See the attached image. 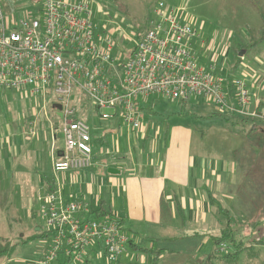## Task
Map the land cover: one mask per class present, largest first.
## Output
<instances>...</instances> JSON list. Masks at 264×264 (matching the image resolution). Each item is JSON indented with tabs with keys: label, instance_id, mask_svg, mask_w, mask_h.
Returning a JSON list of instances; mask_svg holds the SVG:
<instances>
[{
	"label": "built area",
	"instance_id": "obj_1",
	"mask_svg": "<svg viewBox=\"0 0 264 264\" xmlns=\"http://www.w3.org/2000/svg\"><path fill=\"white\" fill-rule=\"evenodd\" d=\"M24 1L0 0V91L37 94L45 116L50 103L59 118L55 133L61 132L63 140L61 156L52 160L54 174L87 168L92 160L91 126L78 116L74 89L94 103L102 118L114 116L131 131L141 126L137 98L151 94L179 100L201 95L221 110L246 113L245 80L225 78L213 63L197 61L190 42L197 32L183 22L182 8L160 1L150 27L123 58L112 52L111 37L97 31L88 2L27 0L36 6L34 14ZM28 124L35 128L34 120ZM87 210L86 202H64L56 190L46 194L41 213L52 231V245L40 264H49L58 253L83 264L92 248H100L107 263L118 260L128 240L119 219L111 214L84 217ZM225 248L220 241L217 251Z\"/></svg>",
	"mask_w": 264,
	"mask_h": 264
},
{
	"label": "rangeland",
	"instance_id": "obj_2",
	"mask_svg": "<svg viewBox=\"0 0 264 264\" xmlns=\"http://www.w3.org/2000/svg\"><path fill=\"white\" fill-rule=\"evenodd\" d=\"M160 1L169 7L182 8L183 22L186 21L200 34L202 32L203 35H211L208 48L215 55L219 52H216L219 44L215 43L217 39H214V36L219 32L227 38V49L232 57L235 56L236 58V54L239 55L240 52H243V56L244 51L248 55L254 54L252 49L241 48L237 51V48L249 40L244 38L246 34L247 36L249 34L250 36H260L264 25V0H93L92 20L97 26L98 32H104L113 40L112 52L119 53L121 57L126 58L141 34L150 27V22L154 18L153 9L157 7ZM24 2L27 3V0ZM24 8L34 14L36 13V6L27 3ZM260 12L262 13L261 17L259 16ZM262 39L264 40V38ZM230 46L233 49H230ZM258 46L262 47L264 44L261 43ZM224 60L228 64L231 63L227 57H224ZM246 63L244 60L240 61L241 66H246ZM235 71V73H229V75L232 74L229 79L243 78L246 82L249 81V75L239 73L238 69ZM160 96L162 95L155 97L159 100L158 103L168 106L171 99ZM142 98L148 99V103L145 104V108L140 107V122L143 121L145 125L150 123L152 126L162 124L163 120L167 118V109L152 105L153 97L151 95L139 96L137 100ZM250 98L249 89V100H251ZM187 99L189 101L180 104L187 106L186 109L190 110L187 112L183 110L181 114H177L178 116H170V119L177 121L180 118L198 121V124L191 123L192 129L196 128L200 133L202 128L203 138L200 140L198 135H194V141L198 140V145L196 146L193 142V151H199L202 159H213L220 162L227 159L228 162L232 161L233 165L237 162L236 166L230 165L229 172L236 170L232 179L233 184L229 187L230 190H233L235 185L237 186L239 183L238 189H248L251 185L254 187L263 181L264 175L255 170L258 167L257 161L260 155L264 154V114L259 120L256 117L248 116V113L241 114L236 112V109L225 111L217 106L218 113L215 111L206 113L201 109L203 104L208 107L215 106L208 97L191 95ZM72 101L78 105L79 117L90 124L99 120L108 129L107 136L116 138V141H120V143L121 141L124 142L123 137L121 138L123 135L122 125L115 126L118 128L113 127L114 123L117 125L114 116L102 118L101 112L95 108L94 103L79 89H74ZM228 102L230 103L229 100ZM41 104L37 94L26 90L0 91V246L15 244L10 259L1 258L0 264H40L41 259L52 245V231L48 230L45 217L41 213L43 201L39 205L38 197L34 196L31 185L33 183L32 176L40 177L41 175L36 172L37 168L33 166V161L40 156L43 157L48 151L47 143L52 141L50 129H53L54 125L59 122V118L56 117L50 103L47 104L48 112L45 116L40 111ZM197 104H199L198 107H196ZM248 109L249 102L244 107V110ZM30 117L36 118L34 134L28 124ZM159 133L161 135L160 131ZM55 139L57 144L63 141L62 138L56 137ZM95 143L97 142H92L94 146ZM165 147H168V142ZM24 151L29 152L26 160L23 159L24 153L23 156L21 153ZM99 151L104 153L101 149ZM18 162L22 165L17 167ZM29 178H31L30 183H28ZM263 194L264 191L259 195L260 201L258 202L260 204L251 209L242 202L239 203L240 199H248L247 192L241 190L236 195L238 205L235 216L231 217L230 220L224 212L220 214V219H223V230H227L229 226L234 234L235 244L230 241H223L226 248L218 252L216 247V251L219 253L217 254L214 252V240L202 238L203 235H199L194 238V242L197 243L201 238L206 239L207 242L203 251L190 253L193 246L190 247L188 242L182 246V253L175 260H163V264H186L188 256L193 258L205 256V259L209 253L220 256L238 249L241 244L244 247L240 250L237 258L232 259L231 262H225L215 257L210 264H264V243L256 242L259 239H264ZM203 230L207 231L208 229L204 226ZM34 232L43 233V235L27 240V237ZM213 232V230L209 231V235ZM220 233L219 231L216 234L219 235ZM239 242H241L240 245ZM162 243L163 247L177 248V243ZM216 245L218 246V244ZM159 247L162 246L159 245ZM63 256L65 255L58 253L49 264H59L57 263L58 258H62L63 264H76L70 260L64 261ZM99 256L100 258H94V256L91 255L90 257L89 255V258L86 256V259L88 258L92 264H110L105 261L101 253ZM85 263L83 262V264Z\"/></svg>",
	"mask_w": 264,
	"mask_h": 264
},
{
	"label": "crops",
	"instance_id": "obj_3",
	"mask_svg": "<svg viewBox=\"0 0 264 264\" xmlns=\"http://www.w3.org/2000/svg\"><path fill=\"white\" fill-rule=\"evenodd\" d=\"M85 1L93 8V0ZM261 15L260 12L259 16ZM196 32V35L190 38V42L197 61L205 66L213 63L215 72L228 79L232 75L229 73H235L236 69L241 74L249 75V81L245 82L248 91L250 89L251 100H249V109H243L246 113L241 114L248 113V116L262 119L264 46L258 45L264 44V40L260 41L259 36L246 34L244 38L249 40L243 44L247 45L245 46L247 50L252 49L254 54L248 55L244 51L243 56L235 58L227 49V38L220 32L214 36V39H217L215 43L219 44L217 55L208 48L211 35ZM252 42L254 44L251 46ZM230 49L233 48L230 46ZM224 57L229 58L231 63L228 64ZM241 60L247 62L246 66L240 65ZM158 95L151 94L152 105L166 108L167 118L162 124L153 125L154 127L150 123L145 125L141 121V126L132 131L121 124L123 127L121 138L123 137L124 141H121L122 144L116 141V138L107 136L108 129L99 120L89 123L92 142H97L95 146L92 144L93 153L89 167L56 174L52 172V160L61 156L63 147V141L56 143L55 138L61 137L59 131L53 135L54 128L50 129L52 141L47 143L48 151L43 157L40 156L33 161V166L37 168L36 172L41 174L40 177L32 176L31 185L34 196L38 197L39 205L48 192L56 190L61 194L64 202H86L88 210L82 212L84 217L94 218L111 214L120 220L122 232L128 240L114 264H163V260H175L182 253V246L188 242L190 247L193 246L190 253H200L206 246L207 238L213 239L223 234V219H220V214L224 212L230 220L235 216L238 205L236 195L241 190L247 192L248 199H240L239 203L242 202L251 209L260 204L259 195L264 191V180L254 187L250 184L251 187L248 189H238L239 183L235 185L236 188L230 190L236 172V170L229 172L230 165L236 166L237 162L233 165L232 161L228 162L227 159L223 162L202 159L199 151H193V142L198 145V140L194 141V135H198L200 140L203 138L202 128L200 133L196 128L192 129L191 123L198 124V121L170 119V116H178L177 114H181L183 110L185 112L190 110L180 104L189 101L190 98L171 99L166 106L158 103L159 100L155 98ZM147 100L144 98L136 100L138 111L140 107L145 108ZM229 101L234 103L233 99ZM198 106L199 104L196 105ZM201 109L206 113L212 111L218 113L216 106L208 107L203 104ZM253 112L258 116L251 115ZM195 118L197 119V116ZM30 120H34L36 126V118L30 117ZM119 124L114 123L113 127L118 128L115 126ZM31 132L34 134V129H31ZM167 142L168 147H165ZM100 149L104 153L99 151ZM21 153L22 156L24 153L23 159L26 160L29 152ZM21 165L18 162L17 167ZM257 166L255 171L264 175V154L260 155ZM30 181L31 178L28 183ZM204 226L207 231L203 230ZM212 230L214 232L209 235V231ZM219 231L221 233L217 235ZM199 235H203L202 238L206 239L201 238L197 243L194 242V238ZM162 242L177 243V248L163 247ZM216 247L215 244V253H217ZM100 253V248H92L88 251L87 257L92 255L94 258H100ZM63 257V260L67 261L65 256ZM204 257L188 256L186 264H201ZM88 258L85 264H92ZM61 261L62 258L57 259V263L63 264Z\"/></svg>",
	"mask_w": 264,
	"mask_h": 264
},
{
	"label": "trees",
	"instance_id": "obj_4",
	"mask_svg": "<svg viewBox=\"0 0 264 264\" xmlns=\"http://www.w3.org/2000/svg\"><path fill=\"white\" fill-rule=\"evenodd\" d=\"M262 38H264V25L262 27V30H261V34L260 36L258 37V40H261ZM254 43L252 42L251 43V46L253 45ZM249 45V44H248ZM245 46L247 45H239V47L237 48V51H239L241 48H245ZM250 46V45H249ZM236 57L237 58H240L239 55L236 54ZM54 128L55 130L58 129V123H56L54 125ZM56 134V133H55ZM221 210V209H220ZM97 212V211H95ZM99 215V214H98ZM120 221V220H119ZM228 226V225H227ZM43 235V233H39V232H34L33 234H31L30 236L27 237V240H30V239H34L38 236H41ZM215 244H218L221 240L222 241H230V242H233V244H235L234 242V234L231 232V230L229 229V226H228V229L227 230H223V234H221L220 236L218 237H214L213 238ZM256 242H261V243H264V239H259L257 240ZM239 245L241 244V242L238 243ZM1 245V244H0ZM244 246L241 244L240 247L238 249H235L231 252H226L224 253L223 255H217L215 253L213 254H208V256L205 258V259H202L201 260V264H210L211 263V260L213 258H218V259H222L223 261L225 262H231L232 259L234 258H237L240 250L243 248ZM15 248V244H7V245H2L0 246V259L1 258H8L7 260L10 259V255L12 254L13 250ZM66 260H69V259H66ZM7 264V263H6ZM11 264V263H10Z\"/></svg>",
	"mask_w": 264,
	"mask_h": 264
},
{
	"label": "water",
	"instance_id": "obj_5",
	"mask_svg": "<svg viewBox=\"0 0 264 264\" xmlns=\"http://www.w3.org/2000/svg\"><path fill=\"white\" fill-rule=\"evenodd\" d=\"M242 53H243V52H240V53H239V56H242ZM54 106H55L57 109L60 108V105H59V104H54ZM58 113H59V112H58ZM59 136L62 138V133H61V132L59 133Z\"/></svg>",
	"mask_w": 264,
	"mask_h": 264
}]
</instances>
